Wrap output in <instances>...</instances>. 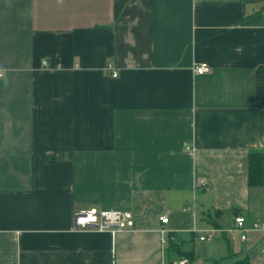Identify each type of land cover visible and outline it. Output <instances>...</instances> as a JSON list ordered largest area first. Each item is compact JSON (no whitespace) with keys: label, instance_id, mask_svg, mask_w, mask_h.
I'll use <instances>...</instances> for the list:
<instances>
[{"label":"crops","instance_id":"obj_1","mask_svg":"<svg viewBox=\"0 0 264 264\" xmlns=\"http://www.w3.org/2000/svg\"><path fill=\"white\" fill-rule=\"evenodd\" d=\"M0 72V264H264V0H0Z\"/></svg>","mask_w":264,"mask_h":264},{"label":"built area","instance_id":"obj_2","mask_svg":"<svg viewBox=\"0 0 264 264\" xmlns=\"http://www.w3.org/2000/svg\"><path fill=\"white\" fill-rule=\"evenodd\" d=\"M45 64L47 62L45 61ZM211 70V66L207 62L196 64L194 67L195 74H204ZM115 76L117 72L113 73ZM3 76V72H0V77ZM160 219L167 223L169 218L165 215L161 216ZM74 221L76 229H95L101 232L110 231L117 232L126 229L133 228L135 226V217L130 210L120 209H103L98 208L94 205L87 207L76 206L74 210ZM246 217L239 214L235 217L234 225L231 231H238L242 240H246L248 232L250 230H261L264 231V223L256 222L252 224V227L246 226ZM214 232L209 231L205 235L201 236L202 240L212 239ZM166 242V240H165ZM264 250V249H263ZM190 259L183 256L178 261H174L168 264H189Z\"/></svg>","mask_w":264,"mask_h":264},{"label":"trees","instance_id":"obj_3","mask_svg":"<svg viewBox=\"0 0 264 264\" xmlns=\"http://www.w3.org/2000/svg\"><path fill=\"white\" fill-rule=\"evenodd\" d=\"M264 179V154L259 151H251L249 166V184H261ZM190 259V256L186 255ZM191 261V259H190Z\"/></svg>","mask_w":264,"mask_h":264}]
</instances>
